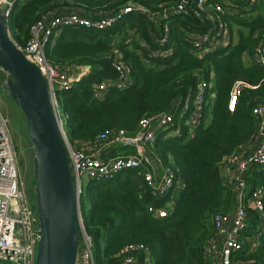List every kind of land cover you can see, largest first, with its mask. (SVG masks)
I'll return each mask as SVG.
<instances>
[{
	"label": "trees",
	"instance_id": "trees-1",
	"mask_svg": "<svg viewBox=\"0 0 264 264\" xmlns=\"http://www.w3.org/2000/svg\"><path fill=\"white\" fill-rule=\"evenodd\" d=\"M179 5L184 11H173ZM216 6L222 12H216ZM126 8L132 12L125 14ZM203 8H198V0H19L11 16L9 29L19 46H26L31 27L48 14L79 13L94 21L119 16L105 30L64 29L46 47L47 60L56 68L90 67L71 90L58 94L73 144L119 130L133 137L143 118L158 114L177 120L189 95L205 85L202 118L194 135L188 127L180 136L158 131L146 147L159 166L158 178L167 168L175 174L173 188L164 197L154 198L137 170L86 184L80 213L93 237L97 264H122L126 248L140 244L149 249L152 264H208L205 246L214 234L213 218L236 208L233 186L223 170L253 140V109L264 105V67L254 62L257 49L264 50V0H208ZM166 11L170 13L165 17ZM220 24L228 32L227 45L198 56L192 38L214 35ZM116 52L134 83L123 91L110 89L100 100L94 87L117 77ZM237 82L246 87L230 112V94ZM244 180L248 192L264 187V166L252 167ZM151 206L166 209L167 217H154ZM249 212L247 234L252 235L258 219ZM135 255L137 264H145L143 253ZM238 258L264 264V237L256 251L246 246Z\"/></svg>",
	"mask_w": 264,
	"mask_h": 264
},
{
	"label": "built area",
	"instance_id": "built-area-1",
	"mask_svg": "<svg viewBox=\"0 0 264 264\" xmlns=\"http://www.w3.org/2000/svg\"><path fill=\"white\" fill-rule=\"evenodd\" d=\"M19 0H0V11L8 26L9 36L14 41L9 29V22ZM187 2V0H182ZM208 0H198V8L203 10ZM216 12H222L216 6ZM173 11H184V5H179ZM172 11V12H173ZM131 8L124 10L125 14L131 13ZM170 13L168 11L166 14ZM119 16L108 15L94 21L79 13H65L61 15L48 14L43 16L30 29V39L26 46L15 45L32 64L37 66L44 75L52 100L68 157L71 162L78 194H84L88 182L108 181L128 170H137L144 178V182L151 189L156 199L164 197L173 188L175 174L170 169H164L161 176L154 173L149 159L145 156L147 145H151L158 131L167 132L168 136H180L182 129L188 127L189 135H194L199 127L205 99V85L201 84L197 92L189 95L184 103L177 120L168 113L158 114L143 118L133 137L128 136L123 130L105 132L89 143L78 142L73 144L67 137L62 117L60 116L61 104L58 100L59 92L71 90L76 83L87 75L86 69L56 68L46 57V47L53 45L64 29L88 28L105 30L113 26ZM197 17H200L197 14ZM219 21L214 16L209 17ZM228 32L222 24L214 35L194 36L191 43L198 56H203L219 47H225L228 41ZM166 37L162 44L166 43ZM204 43L207 47L203 48ZM168 53H165L167 55ZM121 55L116 52L113 67L117 73L115 79H106L95 85L96 98L103 100L110 89L120 91L130 88L134 79L129 67L121 60ZM254 62L264 67V50L257 49ZM246 87L243 82H237L229 100V110L234 112L241 91ZM253 116L257 123L256 135L253 140L234 157L230 158L226 167L234 168V174L228 183L233 186L236 198L234 211L217 214L213 218L214 234L205 246V257L208 264H255L243 262L238 254L247 248L254 252L264 237V187L258 186L248 192L244 175L255 165L264 166V105L253 109ZM67 119V116H66ZM9 119L0 108V264H35L39 222L36 211L24 189V183L19 171L17 153L9 130ZM116 147H133L134 154L114 155ZM251 210L258 219L256 230L248 235L251 223ZM149 212L156 218L167 217V210L153 206ZM81 238L77 264H97L94 254V240L89 235L80 219ZM125 252L128 256L122 264H137L135 254L143 253L145 264H152L149 249L140 245H130Z\"/></svg>",
	"mask_w": 264,
	"mask_h": 264
},
{
	"label": "water",
	"instance_id": "water-1",
	"mask_svg": "<svg viewBox=\"0 0 264 264\" xmlns=\"http://www.w3.org/2000/svg\"><path fill=\"white\" fill-rule=\"evenodd\" d=\"M189 1V0H187ZM90 70V67L87 68ZM0 88L25 117L33 151V195L39 222L35 264H77L80 199L47 81L9 36L0 11ZM175 106V105H174ZM151 167L159 166L149 152Z\"/></svg>",
	"mask_w": 264,
	"mask_h": 264
},
{
	"label": "rangeland",
	"instance_id": "rangeland-1",
	"mask_svg": "<svg viewBox=\"0 0 264 264\" xmlns=\"http://www.w3.org/2000/svg\"><path fill=\"white\" fill-rule=\"evenodd\" d=\"M21 1V0H20ZM3 74L0 72V79L2 81ZM0 108L2 113L9 119V130L17 153V161L19 171L24 183V189L31 202L32 208H35V198L33 197L34 179H33V151L32 145L28 138V132L25 124V117L20 110L16 108L11 99L5 95L0 88ZM60 116L66 122V115L64 109L61 107ZM125 151L123 154H134L135 148L126 147L121 148ZM86 187V186H85Z\"/></svg>",
	"mask_w": 264,
	"mask_h": 264
},
{
	"label": "crops",
	"instance_id": "crops-1",
	"mask_svg": "<svg viewBox=\"0 0 264 264\" xmlns=\"http://www.w3.org/2000/svg\"><path fill=\"white\" fill-rule=\"evenodd\" d=\"M87 70V74H88V72L90 71V70H88V69H86ZM87 76V75H86ZM85 76V77H86ZM121 148H124V147H116V148H114V150H113V154L114 155H124L123 153L125 152V151H123ZM159 170V169H158ZM157 170V171H158ZM153 171H154V173L157 175V171H155L154 169H153ZM234 168H229V167H224V170H223V175H224V178H225V180L226 181H228V180H230L229 178H231L232 176H233V174H234Z\"/></svg>",
	"mask_w": 264,
	"mask_h": 264
}]
</instances>
